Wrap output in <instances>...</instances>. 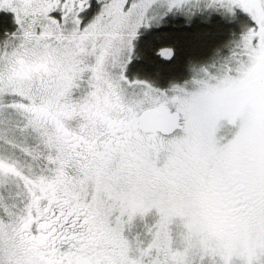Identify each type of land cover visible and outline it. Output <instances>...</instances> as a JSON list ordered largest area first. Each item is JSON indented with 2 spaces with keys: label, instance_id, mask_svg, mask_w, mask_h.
Segmentation results:
<instances>
[{
  "label": "snow or ice",
  "instance_id": "6c2138e0",
  "mask_svg": "<svg viewBox=\"0 0 264 264\" xmlns=\"http://www.w3.org/2000/svg\"><path fill=\"white\" fill-rule=\"evenodd\" d=\"M237 9L252 23L195 90L127 75L141 29ZM0 11V264H264V0Z\"/></svg>",
  "mask_w": 264,
  "mask_h": 264
},
{
  "label": "trees",
  "instance_id": "16d2710c",
  "mask_svg": "<svg viewBox=\"0 0 264 264\" xmlns=\"http://www.w3.org/2000/svg\"><path fill=\"white\" fill-rule=\"evenodd\" d=\"M251 23L240 13L234 18L212 13L190 19L180 15L167 18L159 26L141 30L136 42L139 59L133 58L127 75L130 79L147 80L160 89L181 84L195 69L224 56L229 42L239 37L244 26ZM15 29L12 14L0 13V40L6 32ZM162 46L174 49L170 60L156 54V49Z\"/></svg>",
  "mask_w": 264,
  "mask_h": 264
},
{
  "label": "flooded vegetation",
  "instance_id": "af4514ba",
  "mask_svg": "<svg viewBox=\"0 0 264 264\" xmlns=\"http://www.w3.org/2000/svg\"><path fill=\"white\" fill-rule=\"evenodd\" d=\"M198 15H202V14H195V15H193V17L198 16ZM183 17H185V16H183ZM228 53H229V49H227V52L224 54V56H221L219 58H216V59L212 60L211 62H209V64H207L206 66H203L202 68H208L209 71H214L215 69L212 68V67H210V66L213 65V64L219 66V63L222 62V59L225 56H227ZM198 70H199V68L195 69L191 74H189L187 76V78L184 81L181 82V84L183 85V87H185L188 91L195 90V85L192 83V81H193L194 78H199L200 77V76L196 75V72Z\"/></svg>",
  "mask_w": 264,
  "mask_h": 264
},
{
  "label": "rangeland",
  "instance_id": "374dc122",
  "mask_svg": "<svg viewBox=\"0 0 264 264\" xmlns=\"http://www.w3.org/2000/svg\"><path fill=\"white\" fill-rule=\"evenodd\" d=\"M2 12H4V11H0V13H2ZM6 13H10V14H12L11 12H6ZM220 14V15H222V16H224V14H222V13H220V12H210V11H205V12H203V13H197V14ZM242 14V15H245L247 18H248V20L250 19L248 16H247V14H245V13H243L241 10H239V9H237L236 10V14H235V17L238 15V14ZM178 15H183V14H180V13H176V14H172V13H169L167 16H165L164 18H163V20H166L167 18H172V17H177ZM13 16V15H12ZM183 16H185V15H183ZM225 16H227V15H225ZM186 17V16H185ZM193 17V16H192ZM162 20V21H163ZM250 23H251V20H250ZM161 24V23H160ZM152 27H155V26H152ZM142 30V29H141ZM238 38V37H237ZM203 67V66H202ZM202 67H200L199 68V70L196 72V75H198V73H199V75L198 76H202L203 75V73L202 72H200V69H202ZM153 85V84H152ZM173 85H177V86H181V87H183V85L182 84H173ZM173 85H171V86H169V87H167V88H165V89H161V90H168V89H170ZM154 86V85H153ZM154 87H156V86H154ZM156 88H158V87H156ZM158 89H160V88H158Z\"/></svg>",
  "mask_w": 264,
  "mask_h": 264
}]
</instances>
